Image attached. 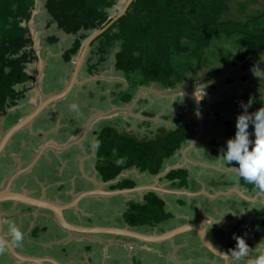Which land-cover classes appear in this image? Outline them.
<instances>
[{"label": "crops", "instance_id": "1", "mask_svg": "<svg viewBox=\"0 0 264 264\" xmlns=\"http://www.w3.org/2000/svg\"><path fill=\"white\" fill-rule=\"evenodd\" d=\"M44 9L45 4L37 1L36 14L44 12ZM44 14H48L46 10ZM32 21L30 28L32 34H36L33 39L38 60L31 64V70H37L38 74L33 83L34 89L30 90L23 100L26 108L16 110L15 113L8 112L10 115H15L12 119L19 121L34 111L40 102L41 95L48 98L64 91L75 67V63L72 67L73 62H65L64 53L72 47L76 37L71 40L69 38L71 34H66L59 29L57 23L51 33L43 35L42 32L45 31L48 23L44 24V29H42L38 27L36 19ZM51 37H56L57 42L51 43L49 41ZM90 57L92 56L89 48L86 60ZM94 60L96 62L97 58ZM106 60L101 70L98 66L94 75H83L88 66L82 67L78 85L72 92L65 99L50 106L43 113L46 115L42 114L30 127L32 129L34 124L39 125L41 129L38 126L39 128L32 130L33 135L39 133L38 135L45 139L47 134L56 132L66 122L83 119L80 127L76 125V129L68 141L59 142L52 138L51 140L45 139V142L42 143L43 146L29 148L23 153L20 150H15L14 143L16 141L12 143L15 138L10 141L7 152L0 156V171L4 174L0 180V189L16 172L31 166L32 172L30 173H38L41 171L38 168L39 164L49 165L54 162L56 154L57 156L61 155L63 161L59 172L63 175L65 171H68L66 179L71 181V184L76 183L71 188H64L62 178L55 181L60 187L59 191L66 196L64 203L41 196L45 189L43 184V190L39 186H34L26 188L25 191L31 197H45L44 199L58 204H68L64 215L69 224L87 228H129L154 235L167 233L185 225H203L210 241L219 252L225 253L223 255H226L227 259H224L223 256L218 257L207 249L194 230L180 233L170 240L159 243H146L110 233H77L61 226L57 221V216L50 211L7 201L0 203L2 215L0 264H251V259L258 255H264V214H260L264 210V192L250 188L243 183L238 169L233 167L235 162L232 166L219 158L221 148H225L226 141L235 134L236 118L243 111L240 107L241 102L252 103L248 109L249 112L261 108L257 105L260 100L258 102L252 100L255 97L254 92L262 93L258 90L261 84L254 86L257 89L244 86V83L255 79L250 76V71L256 64L244 63L245 68L250 67L241 74V71L227 74L232 70V66L226 68L224 72H217L210 76L209 80H204L202 86H199L200 83L198 85L200 89H197V92L189 91L191 93L182 97L175 95L181 94V91L171 93L172 95L167 92V94L154 92L153 96L156 97V100L154 99L150 106H155L156 109L152 116H149L151 115L150 111L146 112L147 108H143L147 105V102L144 101H142V107L135 110L136 113L142 115L138 116L133 113L132 104H135V108H137L140 100L139 94L145 92H142L145 89L144 86L140 87L137 93L138 100L136 98L129 107L114 103L103 105L98 102L99 106L94 103L90 111H82L80 102L84 97L81 94L85 92H79V90L82 87L85 88L84 85L87 82L95 81L97 83V81L107 80L106 77L111 76L109 75L111 72H108L106 67ZM42 65L43 71L40 69ZM112 65L115 70V61ZM46 69H48V73ZM231 75L234 76L231 77ZM235 75L238 76L239 81H236ZM259 77L263 79L262 75ZM198 82L200 81L197 80L196 83L198 84ZM257 83L259 84V82ZM58 88L61 90L58 91ZM86 89L90 92L91 87ZM193 93L196 97L191 95ZM104 97L103 95L102 98ZM121 111H125L129 117H137L139 121H150L153 123L152 129L160 126V123L162 126L167 125L172 128L181 124L188 125V140L167 162L160 175L153 177L141 173L137 169H132L120 175L116 180L107 182L98 175L94 160L97 139L95 134L106 125L105 120L108 122L122 116L123 114L119 115ZM103 113H108V115L102 117ZM118 118L122 119V117ZM160 119H164L166 122H161ZM14 124L16 121L8 130ZM143 127L148 129L149 126L143 125ZM41 131L44 134L40 133ZM214 133H216L215 136L211 137ZM18 136L23 135L20 133ZM67 144L73 145V147L68 146V150L72 148L71 150L77 149L79 152L70 157L69 154L66 155V151L61 150L63 148H58ZM8 154H13V163L1 162V158H7ZM43 169L47 170L46 176L52 177L53 169L48 166ZM175 169L187 171L188 176L184 185H181L179 180H163L170 171ZM218 173H221L222 176H218ZM123 179L135 182V187L154 185V188L150 191H135L133 193L114 192L120 189L114 190L112 185ZM16 187L19 188L18 184ZM10 190L21 192L20 190ZM151 191L156 192L164 200L167 212L172 215L171 218L152 229L129 226L125 221V213L129 204L132 201H143L144 195ZM13 228L19 232L18 238L12 231ZM238 237L243 238L249 246V257L236 259L231 256V250L236 248Z\"/></svg>", "mask_w": 264, "mask_h": 264}, {"label": "trees", "instance_id": "2", "mask_svg": "<svg viewBox=\"0 0 264 264\" xmlns=\"http://www.w3.org/2000/svg\"><path fill=\"white\" fill-rule=\"evenodd\" d=\"M234 1L134 0L126 14L91 44L92 57L87 59L88 74L94 75L98 66L116 50V75L124 78L127 85L124 88L120 84L121 90L117 93L113 91L112 103L125 106L136 99L143 86L154 85L165 92H179L190 79L187 74L198 67V57L219 35L235 38L236 46L241 48V53L234 57L232 67L240 63L254 64L264 56V14L245 15L244 4L240 17H229L226 14ZM118 2L46 0L45 9L53 22L66 34L76 36L72 47L64 53L66 63L73 62L74 67L84 42L112 21L111 10ZM36 7L37 0H0V118L27 97L28 86L38 74L37 70H31V64L38 60L30 28ZM57 40L51 37L49 41L56 43ZM131 80L135 83L132 84ZM108 82L102 80L97 84L100 89L109 91L112 82ZM142 101H138L136 109L142 107ZM152 124L146 120L141 122L142 126H149V132ZM157 127L158 134L155 136L143 135L144 131L136 138L118 132L112 125H105L97 132L94 160L103 181L116 180L132 169L153 177L160 175L167 162L188 140L189 128L187 124L176 128ZM187 176L185 169H175L163 180H179L184 185ZM243 183L255 188L244 179ZM135 186V182L123 179L112 185V189ZM261 213L264 214V210ZM171 216L164 200L151 191L144 195L143 201L129 204L125 221L133 228L152 229Z\"/></svg>", "mask_w": 264, "mask_h": 264}, {"label": "rangeland", "instance_id": "3", "mask_svg": "<svg viewBox=\"0 0 264 264\" xmlns=\"http://www.w3.org/2000/svg\"><path fill=\"white\" fill-rule=\"evenodd\" d=\"M37 1L42 3V4L46 3V0H37ZM126 1L127 0H119L118 4L111 10V16L113 18L118 13H120L122 11L123 4L126 3ZM244 4H246V6L243 8ZM242 8H243L244 12L247 13L245 15H248L250 13L264 14V0H257L255 2H253L252 0H235L234 2L231 3V10L226 15L229 16V17H240V14L242 13ZM45 10L46 9H44L43 11L45 12ZM44 12H42L40 14H36V12H34V15H33V19H36V22H37V25H38L39 28L44 29V26H45L44 24L48 23L47 28L45 27V29H44L45 31L42 32L43 35L46 34V33H51L52 29L56 27V23L53 22V20L51 19V17L48 14H44ZM32 22L30 23L31 25H32ZM262 22L264 23V19L262 20ZM33 37L34 38L36 37L35 33H33ZM75 37L76 36H74V35H70L69 36V38H71V40H72V38L74 39ZM215 39L216 40L212 41L210 43L209 47L208 48L206 47V49L203 51L204 54H202V55H200L198 57L199 58V61L197 63L198 67H196L194 69L195 71L193 70L194 71L193 72V71L189 70L190 72H189V74H187V76L190 75L189 76L190 79L188 81H186L187 82L186 85H184L182 88H180V91L183 94L181 92H180L181 94H175V95H177L176 97H182L184 95H187V94L191 93L189 91H196L197 89H200L199 86H202L205 81L209 80V78H206L207 76H212L213 73H217V72H224L226 68H230L232 66L234 57H236L238 54L241 53V48L236 46L235 38H229V37H226L224 35H219ZM115 52H116V50H113L112 53H110L107 56V60H106L107 61L106 62L107 70H108V72H111V73H109V75H111V76H107L106 78H107V81H109L110 83L112 82V84H111L112 87L109 89V91H106V90L104 91V89H100V87L98 86V84L95 81H93L92 83H88L87 82L86 85H85V88L82 87L79 90V92H85V93L81 94V96L84 97L83 101L80 102V108H81L82 111H86V110L90 111L93 108L94 103H96V106H99L101 103L103 105L112 103L113 100H114L113 99L114 95H112L113 91H115V93H117L119 90H121L120 86H119L120 84H122L124 88L126 87V85H127L126 80L124 78L116 75L117 73L114 70V66L112 65L113 61H115V63H116V59L114 58ZM78 57L76 58V61H77ZM87 62L88 61L85 59V61H84L85 65L83 66L84 68H85V66H87V64H88ZM104 64H105V61L102 64L99 65V69L100 70H101V67ZM255 64L262 71H264V56L261 59L256 60ZM245 66L246 65L244 63H240L235 68L232 67V70L228 71L227 74L231 73V72H238V71H241L240 72V74H241L243 71H247V69L250 67V66H247L245 68ZM40 69H41V71H43V65H42V67L40 66ZM256 71H257L258 77L254 76L253 75V71L251 70L250 71V76H253V78H255V79L244 83V86H246L248 88L253 87L254 89H257V88H255L256 85L258 86V85L261 84V87H258V90L261 91L262 93L254 92V96H255L254 98H255V100H260L257 103V105L259 107H262V106H264V73H261L259 71V69H257ZM46 72L48 73V69H46ZM85 74H88L87 69H85V72H83V75H85ZM261 75L263 76V79H261L259 77ZM218 76H217V78H218ZM233 76L234 75H231V77H233ZM235 76L237 77L236 81H239L240 79L238 78V76L237 75H235ZM229 77H230V75H229ZM193 79L194 80H199L200 82H198V84H197L196 82H193L194 81ZM132 80H131V82H132ZM116 81L118 82V84L116 83ZM257 82H259V84ZM33 83H34V81L31 82V84L28 86V89H27L28 93H29V90H33L34 89V84ZM133 83H135V82L133 81L132 84ZM89 86L91 87L90 92H89V90L86 89ZM92 88H93V91L91 92ZM262 89H263V91H262ZM59 90H61V89L58 88V91ZM142 92H144V93H140L139 94V99H143L144 102H147V105L144 106L143 108H147L146 112L150 111L149 113L151 115H149V116H152V113H154V111L156 109L155 106H150L151 103L154 102V99L156 100V97L154 98L153 93L154 92L166 93V92L163 91V90L157 89L156 86H154V85L146 86L145 89H143ZM167 93L169 95H172L171 93H176V92H167ZM103 95L105 96L104 98H102ZM142 95H144V97L141 98ZM191 95L196 97V95L194 93L191 94ZM136 98L138 100V96H136ZM252 100H254V99H252ZM177 101L179 102L180 98ZM24 102L25 101H22V103H20L19 106L14 107L13 109H11L12 111L9 110L10 111L9 113H15L16 110H22V109L26 108V105H25ZM98 102H100V104L97 105ZM129 105H131V104H128V106L125 105V107H129ZM132 106H133V113H135V115H138V116L142 115L140 113H136L135 104L134 105L132 104ZM45 115L46 114H43V116H45ZM88 115H89V113H88ZM119 115H122V116H118V117H122V119L117 117L115 119L113 118V119L109 120L108 122L105 120L104 123L106 125H112L113 127H115V129L118 132H123V134H125L127 136H130V137H133V138L138 137V135H140V133L142 134L144 131H146V132H144L143 135L151 136L153 134V136H155L156 134H158V132H157L158 131V127H155L154 129H151L150 132H149V129H145V127H143L141 125V123H140L141 120L139 121L137 119V117H135V116H132V117L130 116L129 117L128 114L125 113V111H121V113ZM14 116L15 115L7 114L6 116H3L2 118H0V134H1V136H3L6 133V130H8V128L16 121L15 119H12V118H14ZM134 117H135V119H134ZM4 118H6V119L11 118V119H10V121H8L7 123L4 124L3 123L5 121ZM45 120H49V119H45ZM160 120H161V122H166V120H164V119H160ZM82 121H83V119H80V120H77V121L76 120H73V121L71 120L69 122H66L59 129H57L56 132L47 134L45 136V139L51 140V138H52L53 140H57L59 142L68 141V139H70L72 134L74 133V131L76 129V125H77V127H80V124H81ZM167 122H169V121H167ZM138 123H140V125H138ZM155 124H159V123H155ZM171 124H173V123L171 122ZM34 125L35 126H33L32 129L30 127H28L25 131H23L22 132L23 136L15 137V139L12 141V143H14L16 141L14 143L16 151L20 150L23 153L24 151H26L29 148L30 149L31 148H36L39 145L43 146L42 143L45 142V139L42 138L41 135H38L39 133L37 135H33L32 130L37 129V127L39 126V125L36 126V124H34ZM159 125L161 126V123ZM165 126L168 127L167 125H165ZM1 127L3 128V130H1L2 129ZM168 128H170V127H168ZM40 129H41V127H40ZM40 133L44 134L43 131H41ZM215 134L216 133H214L211 137H214ZM67 154L68 153L66 151V155ZM12 155L13 154H8V156H6L7 158H1V162L5 161V163H7V162L13 163V161H12L13 160V156ZM62 161H63V158L61 157V155L57 156V154H56L55 160L51 164H49V165H43V163L39 164L38 168H40L41 171H42L41 174L39 173V176L44 178V179L50 178V179H52L54 181H57V180L62 178L63 187L64 188H71L76 183L71 184L72 182L66 179L68 177V175H67L68 171H65L64 176L61 175V172H59ZM46 166L50 167V169H53V171H51V173H52L51 176L52 177H48V176L45 175L47 170L43 169V167H46ZM7 167H8V165H7ZM75 167H76V165H75ZM75 167H74V169H76ZM75 174H77V173H75ZM218 176H222V174L218 173Z\"/></svg>", "mask_w": 264, "mask_h": 264}, {"label": "water", "instance_id": "4", "mask_svg": "<svg viewBox=\"0 0 264 264\" xmlns=\"http://www.w3.org/2000/svg\"><path fill=\"white\" fill-rule=\"evenodd\" d=\"M134 0H127L126 3L123 4L122 11L118 13L112 21L107 24L105 27L97 30L91 37L85 42V45L81 51V54L79 55L77 61L75 62L74 71L72 74V77L64 91H62L59 94L53 95L48 98H44L43 95H41V99L37 107L34 109V111L26 116L24 119L18 121L15 125H13L2 137L0 141V156L6 152L7 146L9 145L10 141L13 139V137L19 133L20 131L31 127L33 122L38 119V117L47 110L50 106H52L54 103L61 101L65 99L74 89L76 85H78V77L81 71V68L83 67L84 61L86 59L88 50L91 46V44L100 36L102 35L109 27H111L116 21H118L122 16H124L132 4ZM108 113H103L102 117L107 116ZM97 119V118H96ZM58 148H64V147H58ZM31 166L16 172L15 175L11 176L8 183L0 189V203L12 201L17 203H22L29 205L31 207H34L36 209H43L50 211L54 213L57 216L58 223L70 229L71 231H75L77 233H84V234H103V233H110L114 235H120L124 237L133 238L139 241H143L146 243H159L163 241L170 240L171 238L177 236L180 233L187 232L189 230H194L198 233L201 242L203 245L212 251L216 256H223L224 259L226 258V255H223L225 253L219 252V250L215 247V245L210 241L207 232L203 229V225H185L178 227L174 230H171L167 233H163L160 235H154V234H144L142 232L129 229V228H123V229H115V228H92V227H80L77 225H71L68 223V221L65 218L64 210L66 207H68V204H58L54 201H49L44 198H38V197H31L27 193L17 192V191H11L10 187L11 184L21 179L22 177L26 176L30 173ZM34 182H37L38 180L34 179V177H26L21 179L20 184L22 188L29 187ZM154 185H145V186H137L130 189H123V190H115L114 192L117 193H133L135 191H150V189H153ZM157 189V188H156ZM44 196V195H43ZM71 208V207H70ZM78 211V210H77ZM1 225H2V215L0 213V235H1Z\"/></svg>", "mask_w": 264, "mask_h": 264}, {"label": "clouds", "instance_id": "5", "mask_svg": "<svg viewBox=\"0 0 264 264\" xmlns=\"http://www.w3.org/2000/svg\"><path fill=\"white\" fill-rule=\"evenodd\" d=\"M257 69L264 73L258 66H253L255 76ZM250 102H241L243 111L236 118V131L233 137L226 141V147L221 148L219 156L224 162L235 165L240 176L248 183L253 184L256 189L264 192V107L254 112H249ZM251 128V131H250ZM17 238L19 232L13 228ZM250 248L243 238H237L236 248L231 250V256L236 259L249 257ZM251 264H264V255H258L251 259Z\"/></svg>", "mask_w": 264, "mask_h": 264}, {"label": "flooded vegetation", "instance_id": "6", "mask_svg": "<svg viewBox=\"0 0 264 264\" xmlns=\"http://www.w3.org/2000/svg\"><path fill=\"white\" fill-rule=\"evenodd\" d=\"M46 111V110H45ZM44 113V112H43ZM42 113V114H43ZM41 114V115H42ZM40 115V116H41ZM39 116V117H40ZM10 119V118H9ZM9 119H4L5 121H6V123L8 122V121H10ZM5 121H4V124H5ZM15 125V124H14ZM27 129V128H26ZM23 131V130H22ZM20 133L22 134V132L20 131L19 133H17L13 138H15V137H17L18 135H20ZM68 146H70L69 144H67V145H65V146H63L64 148L63 149H61L62 151H70V152H67L68 154H69V156L71 157L72 156V154L73 155H76L78 152H79V150H77V149H73V150H71L72 148H70V147H73V145L72 146H70L69 148V150H68ZM55 150V149H54ZM60 150V151H61ZM56 151H58V150H56ZM30 172H32V170L30 171ZM39 173L40 172H35V173H29V174H27L26 176H24V177H22L21 179H23V178H26V177H34V179H36V180H38L37 182H34L33 181V184L31 185V186H29V187H25V188H22L21 187V185H19L20 184V181H21V179L19 178V180H16V181H14L12 184H11V187H10V189H12V190H20L22 193L24 192V193H27V191H25L26 190V188L28 189V188H31V187H34V186H39V187H41L42 188V190H43V186H42V184L44 185V187H45V189H44V191L41 193V196L42 195H44L45 197H50V198H53L54 200L56 199L57 201L56 202H61V203H64V201L66 200V196L65 195H63L60 191H59V186L57 185V183L54 181V180H50V178H47V179H44V178H42V177H40L39 176ZM3 173L0 171V180L2 179V177H3ZM63 176H64V174H63ZM17 182V183H16ZM7 183V182H6ZM18 184V186H19V188H17L16 187V185ZM35 187V188H36ZM30 190V189H29ZM28 194V193H27ZM29 195V194H28ZM30 196V195H29ZM44 197V198H45Z\"/></svg>", "mask_w": 264, "mask_h": 264}]
</instances>
